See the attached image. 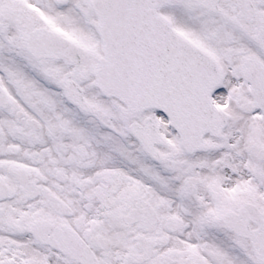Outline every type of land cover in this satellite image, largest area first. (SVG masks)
Wrapping results in <instances>:
<instances>
[{"label":"snow or ice","instance_id":"6c2138e0","mask_svg":"<svg viewBox=\"0 0 264 264\" xmlns=\"http://www.w3.org/2000/svg\"><path fill=\"white\" fill-rule=\"evenodd\" d=\"M0 264H264V0H0Z\"/></svg>","mask_w":264,"mask_h":264}]
</instances>
